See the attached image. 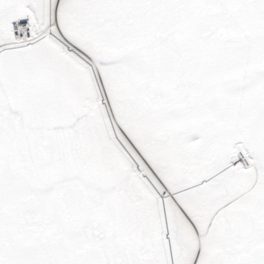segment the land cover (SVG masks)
<instances>
[{
  "label": "snow or ice",
  "instance_id": "obj_1",
  "mask_svg": "<svg viewBox=\"0 0 264 264\" xmlns=\"http://www.w3.org/2000/svg\"><path fill=\"white\" fill-rule=\"evenodd\" d=\"M0 264H264V0H0Z\"/></svg>",
  "mask_w": 264,
  "mask_h": 264
}]
</instances>
